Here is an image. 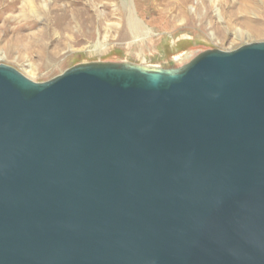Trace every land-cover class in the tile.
I'll return each instance as SVG.
<instances>
[{
    "label": "water",
    "instance_id": "95a60500",
    "mask_svg": "<svg viewBox=\"0 0 264 264\" xmlns=\"http://www.w3.org/2000/svg\"><path fill=\"white\" fill-rule=\"evenodd\" d=\"M0 264H264V42L43 83L1 64Z\"/></svg>",
    "mask_w": 264,
    "mask_h": 264
},
{
    "label": "rangeland",
    "instance_id": "374dc122",
    "mask_svg": "<svg viewBox=\"0 0 264 264\" xmlns=\"http://www.w3.org/2000/svg\"><path fill=\"white\" fill-rule=\"evenodd\" d=\"M259 42L264 0H0V65L38 83L89 64L179 69Z\"/></svg>",
    "mask_w": 264,
    "mask_h": 264
},
{
    "label": "bare ground",
    "instance_id": "6f19581e",
    "mask_svg": "<svg viewBox=\"0 0 264 264\" xmlns=\"http://www.w3.org/2000/svg\"><path fill=\"white\" fill-rule=\"evenodd\" d=\"M247 1V0H246ZM253 1V0H252ZM205 2V1H204ZM249 2V1H248ZM247 2V3H248ZM183 3V2H182ZM184 4V3H183ZM200 4V3H199ZM203 5L205 4V3H202ZM201 4V5H202ZM202 5V6H203ZM244 6H245V3H244ZM240 7V6H239ZM246 7V6H245ZM180 8V7H179ZM202 8V7H201ZM206 10H207V7L205 6L204 7ZM242 10V9H241ZM240 10V11H241ZM239 12V11H238ZM250 12V11H249ZM241 13V12H240ZM244 13V12H243ZM189 17V16H188ZM124 19V18H123ZM127 21H128V23H127V26H130V28H131V30H132V33L133 32H135V33H137L136 31H138L141 27H140V24H139V22H138V20H136V19H134L133 17H132V15L130 14V16L127 18ZM233 22V21H232ZM231 22V23H232ZM219 34H221V33H219ZM257 35H262V33H259V32H257L256 33ZM120 39H129V36H128V34H127V30H126V33L125 32H123L122 33V38H120Z\"/></svg>",
    "mask_w": 264,
    "mask_h": 264
}]
</instances>
